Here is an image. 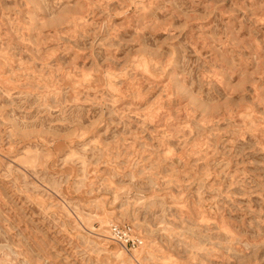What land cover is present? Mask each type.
<instances>
[{
  "label": "rangeland",
  "instance_id": "1",
  "mask_svg": "<svg viewBox=\"0 0 264 264\" xmlns=\"http://www.w3.org/2000/svg\"><path fill=\"white\" fill-rule=\"evenodd\" d=\"M0 264H264V0H0Z\"/></svg>",
  "mask_w": 264,
  "mask_h": 264
},
{
  "label": "built area",
  "instance_id": "2",
  "mask_svg": "<svg viewBox=\"0 0 264 264\" xmlns=\"http://www.w3.org/2000/svg\"><path fill=\"white\" fill-rule=\"evenodd\" d=\"M113 237L117 239L124 247H137L143 243L142 239L135 234L133 226L130 224H114L110 229Z\"/></svg>",
  "mask_w": 264,
  "mask_h": 264
}]
</instances>
